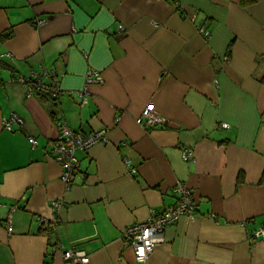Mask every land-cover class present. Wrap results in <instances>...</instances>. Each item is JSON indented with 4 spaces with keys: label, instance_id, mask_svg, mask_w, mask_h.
Here are the masks:
<instances>
[{
    "label": "crops",
    "instance_id": "0c3cea01",
    "mask_svg": "<svg viewBox=\"0 0 264 264\" xmlns=\"http://www.w3.org/2000/svg\"><path fill=\"white\" fill-rule=\"evenodd\" d=\"M3 54L0 264H67L47 256L53 241L86 264H138L121 230L172 204L177 181L195 214L166 226L145 264H264V240L250 237L264 224V0H0ZM41 65L56 73V99L12 81ZM87 69L101 80L80 104ZM145 106L171 125L145 132ZM12 112L23 124L7 131ZM58 120L107 130L75 152L84 176L69 186L48 157ZM41 218L56 222L51 234Z\"/></svg>",
    "mask_w": 264,
    "mask_h": 264
},
{
    "label": "built area",
    "instance_id": "2783aa9c",
    "mask_svg": "<svg viewBox=\"0 0 264 264\" xmlns=\"http://www.w3.org/2000/svg\"><path fill=\"white\" fill-rule=\"evenodd\" d=\"M44 20L37 21L41 24ZM118 32L122 33L124 28L121 24L117 25ZM197 30L202 36L207 37L208 31L204 24H200ZM4 55H0V62ZM44 78H48L49 82H45ZM101 80V72L95 69H87L85 74V85L79 91L80 104H85L90 92L88 86ZM13 82H18L26 87V95L31 96L35 93L46 95L52 99H56L60 93L59 82L56 73L52 69H48L41 65L40 70H30L25 75H17L12 78ZM1 82V74H0ZM136 124L145 132H150L155 128L166 125L167 120L154 112L151 107L145 106L135 117ZM23 124V119L16 113L12 112L8 116L2 118V127L7 131H12L16 126ZM56 138L50 144L49 158L54 160L61 167V180L66 186L71 183L72 176L76 173L84 176L79 171V161L75 156L77 150H85L92 145L107 141V130L100 128L89 132L72 129L65 122L56 121ZM221 128H228L227 123L221 122ZM28 141L35 146L37 141L34 137L28 136ZM182 156L185 161L193 160V152L190 148L182 150ZM125 165L130 172H135V168L130 165V161L125 158ZM172 192L175 195V201L172 204L165 205L161 209H151L148 218L145 221L134 222L126 225L121 230V239L126 247L131 248L133 256L138 264H145L147 258L152 253L156 245L164 241V230L166 226L176 222L182 216H193L196 211V202L193 192L182 181H177L172 186ZM58 205L57 202L53 206ZM41 224L55 230L56 222H48L44 218L40 219ZM7 230H12L10 222H8ZM251 239L264 240V224L252 231ZM141 249L143 256L140 255ZM59 254L62 261L67 264H86L89 261V255L79 249L75 244L64 247L61 243L53 241L49 246L47 256L51 254Z\"/></svg>",
    "mask_w": 264,
    "mask_h": 264
},
{
    "label": "trees",
    "instance_id": "16d2710c",
    "mask_svg": "<svg viewBox=\"0 0 264 264\" xmlns=\"http://www.w3.org/2000/svg\"><path fill=\"white\" fill-rule=\"evenodd\" d=\"M249 1H251V0H241V3H246V2H249ZM7 34H5V36H6ZM3 37H4V35H3ZM45 96V95H44ZM47 231L51 234L52 233V230H50V228H47Z\"/></svg>",
    "mask_w": 264,
    "mask_h": 264
},
{
    "label": "clouds",
    "instance_id": "9594fccd",
    "mask_svg": "<svg viewBox=\"0 0 264 264\" xmlns=\"http://www.w3.org/2000/svg\"><path fill=\"white\" fill-rule=\"evenodd\" d=\"M140 255L143 256V250L141 249Z\"/></svg>",
    "mask_w": 264,
    "mask_h": 264
},
{
    "label": "water",
    "instance_id": "95a60500",
    "mask_svg": "<svg viewBox=\"0 0 264 264\" xmlns=\"http://www.w3.org/2000/svg\"><path fill=\"white\" fill-rule=\"evenodd\" d=\"M166 125H169L170 126L171 124L169 122H166Z\"/></svg>",
    "mask_w": 264,
    "mask_h": 264
}]
</instances>
